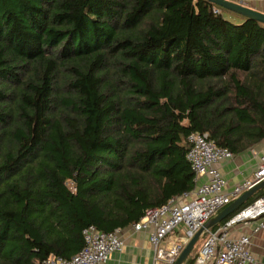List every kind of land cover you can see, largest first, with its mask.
Masks as SVG:
<instances>
[{
  "label": "trees",
  "instance_id": "1",
  "mask_svg": "<svg viewBox=\"0 0 264 264\" xmlns=\"http://www.w3.org/2000/svg\"><path fill=\"white\" fill-rule=\"evenodd\" d=\"M194 132L236 155L264 139V23L209 0H0V264L70 258L85 225L192 192Z\"/></svg>",
  "mask_w": 264,
  "mask_h": 264
},
{
  "label": "built area",
  "instance_id": "2",
  "mask_svg": "<svg viewBox=\"0 0 264 264\" xmlns=\"http://www.w3.org/2000/svg\"><path fill=\"white\" fill-rule=\"evenodd\" d=\"M188 140L191 148L187 158L195 174V189L149 209L139 221L131 224L135 231H149L154 250L153 264H173L206 221L264 180L263 152L254 175L228 191V181L216 165L233 159L235 154L229 148L219 146L209 132L191 133ZM190 195L191 199L181 201ZM253 222L257 223V229L264 230V195L240 207L216 229L211 228L194 264H264L251 248L252 234L235 232L239 225L250 227ZM122 229L106 231L89 223L83 228L85 243L77 253L70 258L51 254L42 264H104L113 251L124 247L126 241Z\"/></svg>",
  "mask_w": 264,
  "mask_h": 264
},
{
  "label": "crops",
  "instance_id": "3",
  "mask_svg": "<svg viewBox=\"0 0 264 264\" xmlns=\"http://www.w3.org/2000/svg\"><path fill=\"white\" fill-rule=\"evenodd\" d=\"M264 12V0H232ZM264 152V139L251 147L247 151L234 155L233 159L224 160L216 165L228 181V191L251 178L259 162L260 155ZM204 179V178H202ZM192 198H182L181 201H187ZM257 223L244 226L239 225L236 233H251V248L257 257L264 261V230L256 228ZM122 234L125 237V245L120 250H115L104 264H153L154 250L150 241L149 231H135L131 224L123 227Z\"/></svg>",
  "mask_w": 264,
  "mask_h": 264
},
{
  "label": "water",
  "instance_id": "4",
  "mask_svg": "<svg viewBox=\"0 0 264 264\" xmlns=\"http://www.w3.org/2000/svg\"><path fill=\"white\" fill-rule=\"evenodd\" d=\"M219 6H222L226 9L235 11L240 13L246 17L253 18L264 23V12L256 10L252 7L246 6L242 3L235 2L232 0H209ZM264 188V180L254 185L250 189L243 192L240 196H238L234 201L220 210L215 216L211 217L208 221L205 222L204 226H202L199 230L195 232V234L191 237V239L187 242L185 247L182 249L176 260L173 264H183L187 257L191 254V252L195 249L196 243L200 238H205L208 234L209 230L216 225L217 223L223 221L232 213L240 209V207L251 197H253L259 190Z\"/></svg>",
  "mask_w": 264,
  "mask_h": 264
},
{
  "label": "rangeland",
  "instance_id": "5",
  "mask_svg": "<svg viewBox=\"0 0 264 264\" xmlns=\"http://www.w3.org/2000/svg\"><path fill=\"white\" fill-rule=\"evenodd\" d=\"M204 241H205V238H200L199 241L196 243L195 249H200L203 246Z\"/></svg>",
  "mask_w": 264,
  "mask_h": 264
}]
</instances>
